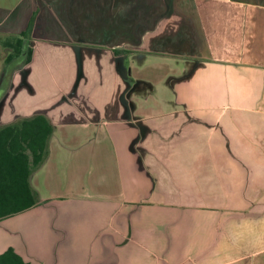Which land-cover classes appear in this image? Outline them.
Wrapping results in <instances>:
<instances>
[{"label":"crops","instance_id":"1","mask_svg":"<svg viewBox=\"0 0 264 264\" xmlns=\"http://www.w3.org/2000/svg\"><path fill=\"white\" fill-rule=\"evenodd\" d=\"M22 7L0 8V39L34 17L0 127L44 115L52 135L36 204L0 220V256L264 264V0Z\"/></svg>","mask_w":264,"mask_h":264},{"label":"trees","instance_id":"2","mask_svg":"<svg viewBox=\"0 0 264 264\" xmlns=\"http://www.w3.org/2000/svg\"><path fill=\"white\" fill-rule=\"evenodd\" d=\"M33 22L34 17L15 45L9 44L10 52L0 70L4 91L8 89L9 80L19 65L26 66L32 61L33 50L29 37ZM51 135L52 128L44 115L25 118L20 125L0 127V220L26 211L36 204L30 178L45 161ZM0 264L24 263L13 249H9L0 256Z\"/></svg>","mask_w":264,"mask_h":264},{"label":"rangeland","instance_id":"3","mask_svg":"<svg viewBox=\"0 0 264 264\" xmlns=\"http://www.w3.org/2000/svg\"><path fill=\"white\" fill-rule=\"evenodd\" d=\"M26 2H28V0H0V8H4L6 11L15 12L21 5H23V7H22V12H23V10L26 6ZM37 6H38V4H37ZM39 6H41V4ZM19 13H21V11H19ZM16 16L17 15H15L13 17V20H15ZM17 39H18L17 37H9V38H5V39L4 38L0 39V70L3 68L2 65H4V59L7 57L8 53L10 51V50H8L9 44L15 45ZM4 44H6L8 46H6V45L4 46ZM3 83L4 82H2V84ZM3 91H4V88L2 85V87L0 88V93H2Z\"/></svg>","mask_w":264,"mask_h":264},{"label":"flooded vegetation","instance_id":"4","mask_svg":"<svg viewBox=\"0 0 264 264\" xmlns=\"http://www.w3.org/2000/svg\"><path fill=\"white\" fill-rule=\"evenodd\" d=\"M2 81H3V80H2V78H1V79H0V88H1L2 85H3V84H2Z\"/></svg>","mask_w":264,"mask_h":264}]
</instances>
